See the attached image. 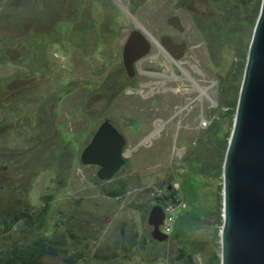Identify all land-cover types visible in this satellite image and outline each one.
<instances>
[{
  "label": "rangeland",
  "instance_id": "rangeland-1",
  "mask_svg": "<svg viewBox=\"0 0 264 264\" xmlns=\"http://www.w3.org/2000/svg\"><path fill=\"white\" fill-rule=\"evenodd\" d=\"M242 11L236 0H0V34L19 52L0 63V172L21 194L0 200V264H29L52 243L65 251H45L42 264L220 258L222 176L200 174L192 158L212 148L206 131L222 116L212 111L216 79L231 67L230 29ZM137 30L149 51L129 77L122 49ZM162 38L185 58L174 59ZM8 78L24 86L20 93L3 90ZM104 119L124 137L127 165L96 182L97 168L79 156ZM228 127L221 119L220 131ZM118 180L127 181L124 194L102 193ZM154 206L167 240L151 236ZM24 210L45 213L17 219Z\"/></svg>",
  "mask_w": 264,
  "mask_h": 264
},
{
  "label": "water",
  "instance_id": "water-1",
  "mask_svg": "<svg viewBox=\"0 0 264 264\" xmlns=\"http://www.w3.org/2000/svg\"><path fill=\"white\" fill-rule=\"evenodd\" d=\"M149 51L141 31H133L122 49L129 77L134 63ZM125 140L105 119L80 154L83 165L97 166L99 180L110 181L127 165ZM220 264H264V0L248 46L235 116L222 166ZM164 213L151 208L147 223L153 239L163 241Z\"/></svg>",
  "mask_w": 264,
  "mask_h": 264
},
{
  "label": "trees",
  "instance_id": "trees-1",
  "mask_svg": "<svg viewBox=\"0 0 264 264\" xmlns=\"http://www.w3.org/2000/svg\"><path fill=\"white\" fill-rule=\"evenodd\" d=\"M236 1H239V4L242 6L243 11H242V14L235 15L233 17L234 22H235L234 26L236 27H233L234 29L232 30L230 29L231 43H229L230 44L229 48L233 50V60L231 63V67L226 72V74L224 76L218 75V78L216 79L217 81L216 107L212 110L213 113L222 111V113L220 114L222 116L221 117L219 116L213 119V121H211L206 131L208 139L209 140L211 139L210 141H211L212 148H210V146L204 147L198 152L197 154L199 156L198 159L196 157V153H195V156L192 158L193 162L198 166L200 170V174L204 176H209V177L222 176V166H223V161L225 157V152H226L230 132L232 129L233 119L235 116L237 98H238V93L240 89L244 67H245L248 46L251 40L252 31L255 26V22L257 20L259 9H260V4H261V0H236ZM2 21L3 20L0 19V22ZM10 22L19 23L14 20L7 21V23H10ZM243 26H246L247 29L244 30V33L242 34ZM160 45L174 59L183 60L185 58L186 54L185 52L180 51V46L170 43L167 40V38H162L160 41ZM18 53L19 52L13 48L12 44L9 43L8 37H4L3 35L0 34V63H3L5 61L6 63L7 62L13 63L12 61H14L19 55ZM19 85H20V82H18L17 79L10 80L8 78L3 82V90L11 89L12 91L20 93L22 91V88H24V86L19 87ZM46 113L48 114V112ZM221 119L228 121V125H229L228 128L224 130L222 129V131H220L221 130ZM111 124L115 127L112 121H111ZM49 128L52 129V126L49 125ZM96 130L97 129L93 131L91 138ZM193 144L196 145L195 143ZM79 160H80V156H79ZM88 166H93V165H88ZM95 167L98 168L97 166ZM6 174L7 173L0 172V190L4 188L3 184H8L7 186L9 187L6 189L5 192H0V200L4 201L5 199L6 200L9 199L10 201H13V202L15 201L14 198H16V200H20L21 194L14 193L13 180L8 179V181L5 182ZM95 179H96V182H104V181L99 180L97 176ZM109 185L110 187L108 189L102 190V193L108 197H119L120 195L124 194V192L127 189L126 180L114 181L113 183H110ZM12 197L14 198L11 199ZM44 213L45 211H42V210H39L38 213H35L34 210L33 211L24 210L22 211L21 216L17 219H27V216L40 217V216H44ZM221 216H222V205H220V207L218 208V219L219 221L222 222ZM32 225L33 223L30 220H28L27 222L25 221L23 226H21V229L23 232H31ZM46 232H45V236L51 234V232L49 231H48V234ZM19 234H22V232H20ZM34 251L35 252L32 253L33 260H31L29 264H42L41 257L45 256L44 255L45 251L47 253L51 251L52 256H58L60 255L59 251H62V252L65 251V247L61 243H56V244L52 243L51 245L42 246L41 248H37ZM54 252H57V254ZM47 255H50V254H47ZM218 255H219V252L217 251L207 255L206 256L207 263L208 264H220V258L218 257ZM7 261L9 260L7 259Z\"/></svg>",
  "mask_w": 264,
  "mask_h": 264
},
{
  "label": "flooded vegetation",
  "instance_id": "flooded-vegetation-1",
  "mask_svg": "<svg viewBox=\"0 0 264 264\" xmlns=\"http://www.w3.org/2000/svg\"><path fill=\"white\" fill-rule=\"evenodd\" d=\"M97 170H98V168H97ZM168 238H166V240H167ZM162 244V243H161Z\"/></svg>",
  "mask_w": 264,
  "mask_h": 264
}]
</instances>
